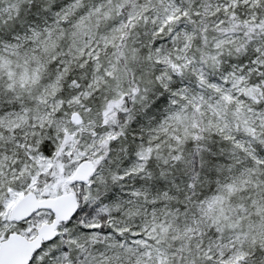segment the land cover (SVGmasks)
Returning <instances> with one entry per match:
<instances>
[{
	"label": "snow or ice",
	"instance_id": "obj_1",
	"mask_svg": "<svg viewBox=\"0 0 264 264\" xmlns=\"http://www.w3.org/2000/svg\"><path fill=\"white\" fill-rule=\"evenodd\" d=\"M0 264H264V0H0Z\"/></svg>",
	"mask_w": 264,
	"mask_h": 264
}]
</instances>
